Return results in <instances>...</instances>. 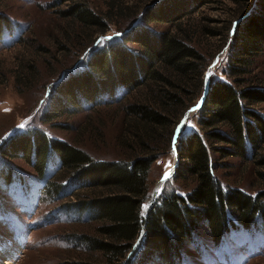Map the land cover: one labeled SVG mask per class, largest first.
<instances>
[{
  "label": "trees",
  "instance_id": "16d2710c",
  "mask_svg": "<svg viewBox=\"0 0 264 264\" xmlns=\"http://www.w3.org/2000/svg\"><path fill=\"white\" fill-rule=\"evenodd\" d=\"M230 1L235 4L230 13L242 15L231 22L230 41L213 57L229 44L223 72L226 79L210 81L197 111L198 131L178 147L180 159L172 179L186 183L180 190L185 195L174 189L165 192L143 212L149 199V173L161 154L160 143L167 140L170 130L172 150L178 123L206 91L204 75L210 63L189 37L188 27L210 0H157L148 5L130 29L102 41V47L94 48L80 69L77 66L49 90L53 95L44 116L48 123L76 114L84 104L94 107L128 97L123 108V137L133 153L129 159L96 161L86 151L51 141L39 130L13 135L0 145V155L24 159L36 170L37 179L45 181L43 194L51 201L63 199L59 210L94 221L98 237L83 235L78 241H83L80 244L87 251L100 254L101 260H76L74 264H177L183 261L186 247L198 243L203 227L217 248L231 231L264 234V191L249 195L225 188L216 174L229 158L264 168V80L253 75L257 61L264 57V0ZM64 2L72 5L61 12L63 19L95 35L105 36L113 17L132 14V6L121 1L111 0L106 11L94 10L86 0ZM151 24H172L174 29L160 32ZM14 27L0 15V37L13 33ZM201 32L211 38L218 36L210 29ZM69 35L64 34L65 44L70 42ZM23 41L22 36L18 42ZM128 44L140 50L134 51ZM66 50L60 48V52ZM2 165L0 175L6 181L11 168ZM65 178H70L66 185Z\"/></svg>",
  "mask_w": 264,
  "mask_h": 264
},
{
  "label": "rangeland",
  "instance_id": "374dc122",
  "mask_svg": "<svg viewBox=\"0 0 264 264\" xmlns=\"http://www.w3.org/2000/svg\"><path fill=\"white\" fill-rule=\"evenodd\" d=\"M115 1L132 6V14L117 15L109 20L110 30L105 36L95 35L94 31L82 32L78 24L70 26V21L63 19L61 12L67 11L71 2L6 0L0 5V15L16 26L13 33L0 37V145L13 135L39 130L51 141L86 151L96 161L127 160L133 154L126 147L123 137V108L128 97L120 102L94 107L84 104L76 114L63 116L51 123L44 121L53 95L49 90L59 85L63 78L67 79L77 66L80 69L92 50L102 47V41L121 36L118 31L130 29L137 15L148 5L157 2ZM210 1L192 17L188 27L191 29L189 37L206 55L207 64L210 63L204 75L206 84L215 78L226 79L223 72L228 65L229 44L215 59L213 57L221 49L218 48L228 41L231 22L242 15L238 14L239 9L236 10L237 14L230 13L235 8L230 0ZM86 2L94 10L100 11H106L111 4V0ZM150 26L160 32L174 29L172 24ZM203 28L216 32L218 36L211 38L202 35ZM67 32L70 33V42L65 44L63 37ZM22 36L24 44L18 42ZM64 47L67 50L60 52V48ZM128 47L134 51L140 50L134 44H128ZM256 67L253 75L264 80V57L257 61ZM191 98L187 104H192L197 95ZM197 111L198 106L192 107L178 123L176 129L180 133L178 138L175 136L172 150L169 148L170 130L167 140L160 143L161 154L152 165L148 177L150 192L143 206L144 213L153 200L165 192L174 189L185 195L180 190L186 183L172 178L180 159L178 147L191 133L198 131ZM261 112L264 114V105ZM0 163L11 168L8 170V180L5 181L0 175V264H74L76 260H101L100 254L87 251L80 244L83 241H78V237L83 235L98 237L94 221L79 220L75 212L59 210L63 199L51 201L45 192L43 194L44 179L38 180L36 170L24 159H8L0 155ZM222 163L227 166L220 168L216 174L225 188L239 189L249 195L264 191V175H261L264 168L239 158H229ZM3 167H0V173ZM69 180L63 179V184L66 185ZM54 210L59 213L53 215ZM200 232L198 243L189 244L183 261H177V264H264V234L231 231L217 248L206 227Z\"/></svg>",
  "mask_w": 264,
  "mask_h": 264
},
{
  "label": "water",
  "instance_id": "95a60500",
  "mask_svg": "<svg viewBox=\"0 0 264 264\" xmlns=\"http://www.w3.org/2000/svg\"><path fill=\"white\" fill-rule=\"evenodd\" d=\"M208 88H209V83H207V85H206V91H205L204 97L202 98L201 102L199 103L198 109L201 107V105L205 101V98H206V95H207V92H208ZM179 133L180 132L178 131L177 134H176V138H178ZM176 166H178V164Z\"/></svg>",
  "mask_w": 264,
  "mask_h": 264
},
{
  "label": "bare ground",
  "instance_id": "6f19581e",
  "mask_svg": "<svg viewBox=\"0 0 264 264\" xmlns=\"http://www.w3.org/2000/svg\"><path fill=\"white\" fill-rule=\"evenodd\" d=\"M179 136V135H178ZM19 245V244H18Z\"/></svg>",
  "mask_w": 264,
  "mask_h": 264
}]
</instances>
